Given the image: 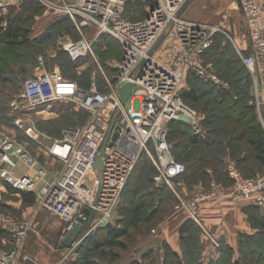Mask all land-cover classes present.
<instances>
[{
	"label": "built area",
	"instance_id": "2783aa9c",
	"mask_svg": "<svg viewBox=\"0 0 264 264\" xmlns=\"http://www.w3.org/2000/svg\"><path fill=\"white\" fill-rule=\"evenodd\" d=\"M23 1L0 0V17ZM45 1L50 9L69 17L81 35L75 40L68 34L60 36V48L73 61L92 55L103 73L105 88L101 89L95 80L83 90L77 80L59 69L27 78L21 93L11 101L15 111L23 114L32 109L46 110L53 102L68 101L87 110L88 118L81 125L65 128L61 137L45 146L58 166L40 161L25 141L0 132V178L18 190L33 192L38 207L62 220L63 241L73 227L80 226V233L70 245L73 251L90 232L115 220L121 197L143 156L156 168L155 186L170 188L176 196V208L185 209L200 225V203L224 191L235 201L264 206V172L245 176L233 161L227 166L233 180L230 186L213 181L209 191L195 188L192 200L182 198L174 185L187 167L175 157L168 140L171 121L192 124L195 132L200 131L198 111L181 94L188 72L219 88L231 87L229 80L205 62L219 34L232 41L249 71L248 104L264 128V0H240V4L237 0L248 25L249 53L221 24L184 17L183 7L190 0H156L147 15L137 20L124 15L127 0ZM88 28L95 30L87 35ZM110 35L119 40L123 49L122 57L111 61L116 69L112 79L94 50L98 38ZM127 82L132 83V91L123 104L121 88ZM26 121L21 115L16 117L19 126ZM24 129L35 140L46 136L32 125ZM102 147L103 168L99 170L95 164ZM0 225L13 227L17 242L25 239L30 229L27 220L2 213ZM219 242L215 239L213 248L220 247ZM20 251L16 247L0 248V264H22ZM24 258L33 264H44L28 254Z\"/></svg>",
	"mask_w": 264,
	"mask_h": 264
},
{
	"label": "trees",
	"instance_id": "16d2710c",
	"mask_svg": "<svg viewBox=\"0 0 264 264\" xmlns=\"http://www.w3.org/2000/svg\"><path fill=\"white\" fill-rule=\"evenodd\" d=\"M30 1L31 5H28V8L21 9L13 6L7 28H3L0 24V74L4 82H15L17 84L19 80L32 75V71L39 63L38 54L43 53L47 56L48 49L43 50L45 49L43 48L38 53L29 52V61H27V50L34 49L38 44L47 45V41L50 40L55 42L52 41L53 44L50 43L49 47H54L56 45L54 38H56L55 34L58 32L56 31L58 26H64L69 22L76 30L73 21L69 17L59 15L50 20L51 22H48L43 31L40 33L35 32L36 26H34L32 20H34L36 14H41L42 10L30 12V9L35 8L32 6L34 4L36 6L35 0ZM70 29L65 26L61 31L62 33L64 31L69 33ZM74 29L71 31L74 32ZM220 35L216 36L214 45L206 53L205 62L207 64H209L207 56L216 51L215 43ZM106 38L95 43L94 50L96 53L97 50L100 52L109 51L110 49L115 51L114 45L116 44L114 40L109 39V37ZM226 43L224 42L223 45L221 43L219 52L216 51L217 59L219 58L227 65L233 64V60L239 64L232 69L230 68V76L226 70L214 71L222 78L229 80L231 87L229 89L219 88L193 72L187 73L185 84L182 87L183 99L193 108H195L193 104H200L204 101L203 97H209L210 102L214 105L206 103L205 113L200 110L204 114L202 117L198 112L200 131L195 132L192 124L176 120L169 123L168 140L173 146V153L187 167L184 174L176 179V183L182 181L190 189L197 184H202L203 191H209L213 181L225 187L230 186L233 180L227 171L229 160H232L245 176L251 177L264 172V128L255 109L248 104L251 96L250 74L235 46L233 45V49L229 42ZM243 46L245 52L249 53L250 42L245 43ZM4 53H7V56ZM58 53L65 54L67 52L60 49ZM12 59L18 61L20 70L17 69L20 74L15 71V64H13L14 67L11 66ZM19 61H22V64ZM67 61L69 66L76 63L75 61L72 62L69 56ZM111 61L112 59L109 62L107 60L104 64L108 69L112 67L113 72L115 69ZM3 70H6L7 73H4ZM12 70L13 73H11ZM63 73L66 75L65 72ZM66 76L77 80L81 89H88L84 86L87 81L84 82L81 78L77 79L74 76ZM21 89L8 93V96L12 97ZM74 114L78 116L77 118L84 117L83 121L87 118L85 109L76 111ZM77 125H66L64 127ZM149 171H155L156 173V168L147 156H143L122 195L117 208L118 217L113 222L99 226L90 232L74 251L76 256L72 258L69 264H96L95 254L110 257V260L119 259L120 253L128 250L129 241L127 242V239L132 238L130 234L132 228L139 229L141 225H144V230L151 232L152 229L157 228L166 221L176 196L166 186L163 188L155 186L153 179L155 174L153 175ZM5 185L13 192L20 193L25 203L32 204L36 201V195L33 192L18 190L8 183ZM245 213L253 232H241L240 242L245 247L241 249V255L244 251L242 259L233 256V247L227 241L224 244V241H221L222 244L219 250L216 251L217 253L210 251L208 253L209 258L206 255L203 257L202 255L196 256L195 258V248L189 242L190 235L194 230L199 229V224L188 216L184 218L185 220L179 229L180 242L185 253L183 252L182 255L167 241H163L161 244L162 249H164L162 264H257V262H250L253 252L256 261H264V206L250 202L245 207ZM251 244L255 245L251 248ZM156 248L159 247L156 246ZM155 251V247L150 245V247L141 251L139 256L135 255L122 264H156L155 259L160 254V249Z\"/></svg>",
	"mask_w": 264,
	"mask_h": 264
},
{
	"label": "rangeland",
	"instance_id": "374dc122",
	"mask_svg": "<svg viewBox=\"0 0 264 264\" xmlns=\"http://www.w3.org/2000/svg\"><path fill=\"white\" fill-rule=\"evenodd\" d=\"M35 1L36 6L35 4L34 6H32L35 8L32 10L30 9L29 11L39 12L40 10H42V13L36 14L34 20H32L34 26H37V28L42 27L41 29L44 30L48 25V21L52 20L55 17H58L59 15H62L57 9H50L45 0ZM50 1L58 2V0ZM155 1L156 0H127L124 15L132 20L141 19L147 15L148 8L153 5L152 3H154ZM30 3V0H25L23 3L15 5L14 7H19L21 9L28 8V5H31ZM41 15H43V17H41ZM182 15L187 18L219 23L227 29V31L232 35L233 38H235L236 40L238 39L239 43L244 45L245 43L249 42L248 25L237 0H190L189 4L184 8ZM65 26L71 28L68 35H70L74 40L81 37L80 33L75 30L72 24H70L69 22L66 25L64 24V26H58L56 28V31L58 32L55 34L56 38H54L56 40L55 46L57 52L56 55H54L52 58H48L47 64H49L50 68H57L62 72H65L68 76H74V78L77 79L81 78V80L84 82L87 81V84L84 85L86 86V88H89V86L95 80L98 83L99 87L105 88L102 80L103 73L101 70H99L98 64L92 55L81 58L83 60L79 59L78 62L75 61L76 63H72L74 61L70 58L68 53H58V51L61 49L59 46V38L60 36L67 34V31H64L63 33L61 31ZM73 29L74 32L71 31ZM93 30L95 29H91L90 31V29L88 28L85 30V33L87 35L91 34ZM219 37L220 38L215 43L217 52H219L220 44L222 43L223 45L224 42H229L232 46L231 48L234 49L232 41H230L226 36L221 34ZM109 39L114 40V43L116 44L114 45L116 52L110 49L109 51L104 50L102 52L97 50V53L96 51L95 53L99 61L102 63L104 71L109 76V78L112 79L115 77L116 69L112 72V67L108 69L105 66L104 62L107 60L109 62L111 59L114 60L115 58L119 59L120 56H122L121 53L123 54V49L122 44L117 38L110 35ZM52 41L55 42L54 40H50L47 41V45L38 44L34 47V49H28L27 61H29V52L31 51L38 53L41 49L45 48L43 50L48 49L49 54V45L50 43L53 44ZM100 41H103V39L98 38L95 43H98ZM167 44L168 42L165 44V46ZM164 49L162 50V52H164ZM216 51L207 56V60L209 65H211V69L213 68L212 70L217 71L219 69L223 71L226 70L228 75L230 76V68L232 69L236 67V65L239 63L233 60V64L227 65L219 58L217 59ZM4 54L7 56V53ZM40 54L41 53H39L38 56ZM159 54H161V52H159ZM68 56L72 61V64H70V66L68 65L67 61ZM11 62V66L15 64V71L20 74V72H18V69L20 70L18 61L12 59ZM19 62L22 64V61ZM3 72L7 73L6 70H3ZM11 73H13V70L11 71ZM30 76L31 75L22 80H19L16 84L15 82L2 81L0 74V132H5L7 134L9 133L16 137L18 140L25 141L31 148V151L38 156L40 161L51 165L57 164L58 166V163H56L52 156L46 152L45 146L50 144L52 142V139L61 137L63 135V130L65 128L64 126L77 124L81 125V123L83 124V122H85L88 118V111L86 110L87 118L85 121H83L84 117L77 118L78 116L74 114V112L83 110L84 108L77 107V104L68 101L53 102L52 106L46 107L47 111H58V115L52 118L47 117L44 114H39L36 109L28 110V112H23V114L15 111L11 106V101L16 95L21 93L25 80ZM18 89H21L20 92H17V94L13 95L12 97L8 96V93L18 91ZM203 100L205 102L202 101L200 102V104H193L194 107L199 110L198 112L200 114V117L204 115L203 113H201V111L205 113L204 109L207 107L206 103H210L211 105H213V103L210 102L209 97H203ZM19 115H21L23 119L27 118V121L23 126H19L16 124V117ZM26 125L34 126L36 130L46 134V136H42L38 140L33 139L26 133L24 129ZM181 162L183 161L181 160ZM149 172L151 174L153 173V175L155 174V171ZM5 184L6 183L0 178V214L2 213L5 215H9L15 219L27 220L30 229L26 238L22 239L20 242H17L13 227L9 226L8 228H5L4 226L0 225V248H4L7 250L13 249L14 247L21 248L20 258L22 260V264H33L32 261L24 258L25 254L30 255L32 259H38L44 264H69L72 258L76 256V253L72 250V246L66 245L63 242L62 228L64 224L62 220H60L55 214L48 211L47 209L38 207L36 202L32 204L25 203L22 200L20 193L13 192ZM174 186L176 187L179 195L182 196V198H184L185 200H192V198L195 196L196 192L194 190L190 189L188 192L183 190L184 183L182 181H179V183H175ZM219 197L220 195H213L212 197L204 199L200 203L199 207L201 208V206L204 204L203 202L213 201L214 199H217ZM176 205L177 202L175 200L172 203V207L168 212L166 220L172 221L174 218H179L180 216L184 215V213H186L185 209H177ZM198 213H200V209L198 210ZM202 223V225L199 224V229L194 230L190 235L189 244L195 248V258L196 256L199 257L200 255H202V257L206 255L209 258L208 253L210 251L217 253L216 251H218L220 248H213L215 239H217L216 232L213 231L210 226L205 224V222L202 221ZM162 224L166 223L164 222ZM157 232L158 228H155V231L152 229L151 232H147L146 230H144V225H141L139 229L132 228L130 231L132 238L127 239V242L129 241L128 250L122 251V253H120L121 256L119 259L110 260V257H102L95 254L94 260H96V264H122L135 255L139 256L141 251L147 249L148 247H150V245H153L156 251L160 249V254H158V257L155 259V263L162 264L164 249H162L161 244L163 243V241L160 240V238L162 237L158 236ZM241 236L242 235L239 232L237 236L235 235L231 242L227 243H230V245L233 247V256L235 258L241 257L242 259L244 251L241 255V249L245 247L244 245L242 246L240 242ZM225 242L226 241H224L223 244ZM219 243L220 245L222 244L221 241ZM79 245L80 243L76 246V248H78ZM254 245L255 244H251V248ZM156 246L159 248H156ZM178 248L180 253L183 255V252L185 253V251L182 243L180 242V237L178 240ZM228 260L230 261V257L228 258ZM250 262L264 264V261L262 260L256 261L254 252L251 255Z\"/></svg>",
	"mask_w": 264,
	"mask_h": 264
},
{
	"label": "crops",
	"instance_id": "0c3cea01",
	"mask_svg": "<svg viewBox=\"0 0 264 264\" xmlns=\"http://www.w3.org/2000/svg\"><path fill=\"white\" fill-rule=\"evenodd\" d=\"M25 1V0H24ZM23 1V2H24ZM13 8V7H12ZM4 16L0 17V24L3 28H7L9 23V17L11 18V10ZM61 16H64L61 15ZM43 17V15H41ZM51 17V16H50ZM200 20V19H199ZM49 22V21H48ZM47 22V24H48ZM51 22V21H50ZM44 24V23H43ZM35 27V32L40 33L43 31V29ZM68 34V33H67ZM63 50V49H62ZM56 46L50 48L49 54L46 56L45 54L41 53L38 56L39 63L36 65L34 70L32 71V75L54 70L57 68H50L49 64H47V60L49 57H53L56 55ZM31 75V76H32ZM39 114H44L47 117H56L58 115V111H47L44 108H40L39 111H37ZM230 161V160H229ZM232 161V160H231ZM199 188L200 190H203L202 184H197L191 190ZM183 190L188 192L190 188L187 186L183 187ZM204 204L200 208L199 216L205 224L210 226L213 231L217 234V239L219 241H227L231 242L235 235L240 232H248L252 233L253 230L250 226V223L247 220V215L245 213V207L248 205L249 201H235L232 198H230L227 191H224L219 198L214 199L213 201H205ZM189 215L184 213V215L180 216L179 218L176 217L172 221H164L166 224H160L158 228V236H161L160 240L167 241L172 247L178 251V240H179V229L181 224L184 222V218H187ZM118 217L116 213V218ZM163 222V223H164ZM171 222V223H169Z\"/></svg>",
	"mask_w": 264,
	"mask_h": 264
},
{
	"label": "water",
	"instance_id": "95a60500",
	"mask_svg": "<svg viewBox=\"0 0 264 264\" xmlns=\"http://www.w3.org/2000/svg\"><path fill=\"white\" fill-rule=\"evenodd\" d=\"M189 2H190V1H187V2L185 3V5H184L183 8H185V7L189 4ZM238 2H239V4H240V0H238ZM162 39H163V37L159 40L158 44L161 42ZM158 44H157V45H158ZM131 91H132V83H131V82H127L125 85L122 86V88H121V102H122L123 104H125V103L127 102V100L129 99L130 94H131ZM116 135H117V134H114L113 139L116 138ZM108 138H109V137L106 138L105 143H107ZM104 149H105V147H102L100 153L98 154L97 161H96V164H95V166H96L99 170H101V169L103 168L102 154L104 153ZM95 203H96V201H95ZM86 211L88 212V209H86ZM80 231H81L80 226H75V227H73V228L69 231V236H67V238L64 239L63 242H64L66 245H69V246H70V245L72 244V242L74 241V237H76V236L80 233ZM70 235H73V237L70 236Z\"/></svg>",
	"mask_w": 264,
	"mask_h": 264
}]
</instances>
